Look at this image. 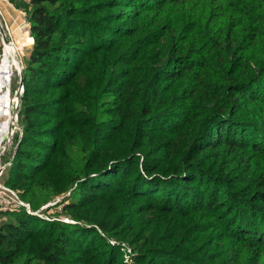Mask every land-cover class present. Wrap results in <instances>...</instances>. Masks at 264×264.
Returning a JSON list of instances; mask_svg holds the SVG:
<instances>
[{
    "label": "trees",
    "instance_id": "16d2710c",
    "mask_svg": "<svg viewBox=\"0 0 264 264\" xmlns=\"http://www.w3.org/2000/svg\"><path fill=\"white\" fill-rule=\"evenodd\" d=\"M83 1L23 4L34 47L9 182L65 195L73 222L15 211L0 227V264H125L106 233L131 243L137 264H230V254L232 264H264V0L244 2L259 9L247 18L205 0L192 27L159 13L195 0ZM115 5L158 14L131 12L132 27L103 14ZM165 219L174 234H159ZM214 225L221 252L208 263L191 234Z\"/></svg>",
    "mask_w": 264,
    "mask_h": 264
},
{
    "label": "rangeland",
    "instance_id": "374dc122",
    "mask_svg": "<svg viewBox=\"0 0 264 264\" xmlns=\"http://www.w3.org/2000/svg\"><path fill=\"white\" fill-rule=\"evenodd\" d=\"M90 0H84L83 2H89ZM212 1L215 3V0H206ZM229 4L234 5V8H240L242 11V15L240 17L247 18L252 17L257 14L259 9L253 7L252 11L248 8H245V1L248 0H226ZM24 2L29 3L30 0H1L0 6L3 12L2 22L4 23V34L2 35V39L0 38V108L7 96V87L5 82V69H4V59L14 57L15 69L12 73V94L13 105V123L11 128V132L7 135L5 140L2 142L0 148V227L2 224L8 221H15V216L13 215L15 211H19L21 209L26 210L28 213L37 215L38 217L47 219V220H63L73 222L72 219L63 214L62 204L61 202L64 200L65 195H56L53 191V188H49L44 185H36L33 190L30 192H25L23 189H16L11 186L9 183L12 178L13 169L15 166V160L17 158V149L20 144V141L23 136L25 121L22 119L24 116V103L22 96L25 91L24 85H21V70L28 65L33 47H34V37L31 33V23L28 17V9L23 5ZM81 2V3H83ZM120 2V1H117ZM79 3V4H81ZM120 4V3H119ZM224 5L225 2H222ZM183 7H170L169 10L163 14L159 13V17L162 15L166 16V19L162 21H168L171 18H176L177 16H182L185 18V22L187 26L192 27L198 20L202 22L203 17L201 16L202 11L204 13L205 10V0H195L191 4H183ZM226 5V4H225ZM80 6V5H79ZM182 6V5H180ZM133 9V10H132ZM143 17L141 15V19L143 21L151 22L154 21L158 10L155 8L148 9L147 5H144L140 8L135 7H120V6H112L107 8L103 14H111L110 18L114 19L115 22H121L120 24L130 25L135 27V23H132L130 20V13L132 12H142ZM252 15V16H251ZM90 16H88L89 18ZM119 17V18H118ZM205 21V20H204ZM113 22V20H112ZM8 27V28H7ZM1 28V26H0ZM2 29V28H1ZM2 34V33H1ZM8 45H10L8 47ZM101 58L95 60L96 68L100 64ZM19 63V65H18ZM6 65V63H5ZM18 65V66H16ZM7 66V65H6ZM24 74V72H23ZM95 78H102L101 73L96 69ZM24 87L22 92L20 89ZM52 93H58L59 91H51ZM116 95L113 93H107L104 97V101L107 100V104L105 103L101 109L105 110L108 106L112 105ZM45 120V119H40ZM46 123L47 121H43ZM166 137H162V140ZM72 155H76L79 160L82 159V152L75 151L72 147L69 148ZM80 166V165H79ZM51 178L53 180H57L58 176L52 175ZM13 180V179H12ZM74 184L67 192L66 196L71 194V190L75 188ZM28 205V206H27ZM150 217V215H148ZM153 223L159 222L158 218H161L159 213L152 214ZM165 223H168L169 219H165ZM165 223L162 226L159 234L166 233L168 235L174 234L175 231L171 227L173 221L170 223L169 227H165ZM168 223V224H169ZM188 224V223H187ZM191 225V224H188ZM101 230V229H100ZM217 225H214L208 232L204 233L201 231H195L191 234L193 237V244L199 248H204L203 253H206L205 256H200L204 262H209L207 256L210 254H214L216 252H221V242H220V233ZM102 232V231H101ZM104 235L105 233L102 232ZM109 238H111V244L119 245L125 249L124 254V263L125 264H137V252L134 249L133 245L129 243L125 239H120L115 236H112L106 233ZM112 234V233H111ZM179 239L175 237H170L167 239V242L173 243L177 242ZM182 246L187 247L186 243H183ZM201 254V253H200ZM232 254L228 256L230 259L229 263L232 264ZM234 261V259H233ZM215 264L216 261H213ZM17 264H24V259L21 258L17 262ZM29 264H44L38 259H33Z\"/></svg>",
    "mask_w": 264,
    "mask_h": 264
},
{
    "label": "bare ground",
    "instance_id": "6f19581e",
    "mask_svg": "<svg viewBox=\"0 0 264 264\" xmlns=\"http://www.w3.org/2000/svg\"><path fill=\"white\" fill-rule=\"evenodd\" d=\"M10 45H8L9 47ZM14 57L12 58H5L4 59V69H5V82L7 87V96L0 108V148L2 142L5 140L7 135L11 132L12 123H13V112H12V105H13V94H12V73L15 71V63ZM6 63V65H5ZM19 65V63H18ZM16 65V66H18Z\"/></svg>",
    "mask_w": 264,
    "mask_h": 264
},
{
    "label": "built area",
    "instance_id": "2783aa9c",
    "mask_svg": "<svg viewBox=\"0 0 264 264\" xmlns=\"http://www.w3.org/2000/svg\"><path fill=\"white\" fill-rule=\"evenodd\" d=\"M1 1V0H0ZM2 16H3V12H2V9H1V6H0V26H1V28H0V38L2 39V35L4 34V29H5V27H4V23L2 22ZM8 28V27H7ZM6 30V29H5ZM2 33V34H1ZM23 86H22V89H20V91L22 92V90H23ZM28 206V205H27Z\"/></svg>",
    "mask_w": 264,
    "mask_h": 264
},
{
    "label": "water",
    "instance_id": "95a60500",
    "mask_svg": "<svg viewBox=\"0 0 264 264\" xmlns=\"http://www.w3.org/2000/svg\"><path fill=\"white\" fill-rule=\"evenodd\" d=\"M24 81H25V77H24V74L21 70V85H24Z\"/></svg>",
    "mask_w": 264,
    "mask_h": 264
}]
</instances>
